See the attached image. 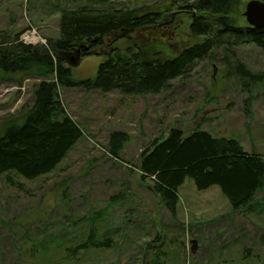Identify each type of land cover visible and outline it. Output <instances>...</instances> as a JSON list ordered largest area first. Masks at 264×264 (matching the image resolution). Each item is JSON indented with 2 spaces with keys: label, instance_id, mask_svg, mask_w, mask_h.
I'll use <instances>...</instances> for the list:
<instances>
[{
  "label": "rangeland",
  "instance_id": "rangeland-1",
  "mask_svg": "<svg viewBox=\"0 0 264 264\" xmlns=\"http://www.w3.org/2000/svg\"><path fill=\"white\" fill-rule=\"evenodd\" d=\"M92 1L0 0V30L20 32L27 44H44L46 37L59 35L60 8ZM247 1L232 6L239 25L247 24ZM109 2L142 8L155 4L156 10H169L172 21L162 36L153 32L151 46L146 45L150 36L142 34L117 39L112 46L120 51L165 58L196 40L189 15L179 8L182 0ZM112 46H102L101 55H84L70 66L72 77H93ZM239 64L248 75L238 70ZM9 75L0 72V134L7 123L21 121L40 81ZM57 95L83 135L49 173L28 180L11 172L23 188L0 175V264H264V185L249 207L233 211L218 186L198 190L186 178L171 214L151 190L152 181L142 180L134 166L151 140L175 127L185 134L198 127L233 137L245 150L264 156V48L252 43L215 48L156 93L58 86ZM114 131L126 135L117 157L109 153ZM91 228L100 240L109 238L110 246L71 257V249Z\"/></svg>",
  "mask_w": 264,
  "mask_h": 264
},
{
  "label": "trees",
  "instance_id": "trees-1",
  "mask_svg": "<svg viewBox=\"0 0 264 264\" xmlns=\"http://www.w3.org/2000/svg\"><path fill=\"white\" fill-rule=\"evenodd\" d=\"M182 1L179 8L189 15L188 27L196 40L176 55L165 58H147L138 50L120 51L112 46L117 39L132 38L134 34L150 36L146 45L151 46L153 32L160 31L158 36L168 32L172 22L169 10H156L155 4L142 8L93 0L90 5L60 8L59 35L46 37L44 44H27L21 40L20 32L10 35L0 30V72L40 78L33 92V102L21 115V121L7 123L0 134V175L5 174L10 185L23 188L21 182L10 176L11 172L32 180L52 171L83 135L79 123L58 98V86L156 93L215 48L245 43L264 48V26L252 27L247 22L239 25L231 14L232 6L243 0ZM108 2L109 5L104 6ZM104 42L107 48L112 46V52L98 64L95 75L74 79L66 63L67 57L87 44L98 48L84 51L82 55H101L104 51L100 47ZM238 70L249 74L240 64ZM125 140V134L112 132L109 153L117 157L120 143ZM116 141L118 144H114ZM134 166L142 180L152 181L151 190L160 196L171 214L176 212L177 190L186 178H190L198 190L218 186L233 211L249 207L264 185L262 154L245 150L236 138L214 136L198 127L187 134L175 127L166 135L154 138L141 151ZM109 246V238L100 240L96 230L91 228L69 255L73 257L81 250Z\"/></svg>",
  "mask_w": 264,
  "mask_h": 264
},
{
  "label": "water",
  "instance_id": "water-1",
  "mask_svg": "<svg viewBox=\"0 0 264 264\" xmlns=\"http://www.w3.org/2000/svg\"><path fill=\"white\" fill-rule=\"evenodd\" d=\"M243 15L249 26L261 27L264 26V1L262 0H248L245 3ZM83 50L89 48V45H84L81 47ZM80 55L77 54L76 57H72L66 60L69 66H75L79 60Z\"/></svg>",
  "mask_w": 264,
  "mask_h": 264
},
{
  "label": "flooded vegetation",
  "instance_id": "flooded-vegetation-1",
  "mask_svg": "<svg viewBox=\"0 0 264 264\" xmlns=\"http://www.w3.org/2000/svg\"><path fill=\"white\" fill-rule=\"evenodd\" d=\"M88 45H89V48L86 49V50H83L82 48H81V49L77 48V49L75 50L74 54H72V55H70V56L67 57V60L70 59L71 56H72V57H76L77 54L80 55L79 59H81V58L84 56V55H82V53H83L84 51H96V49L98 48V46H92L91 44H88ZM103 47H104V48L106 47V43H105V42L103 43ZM100 48H101V47H100Z\"/></svg>",
  "mask_w": 264,
  "mask_h": 264
},
{
  "label": "built area",
  "instance_id": "built-area-1",
  "mask_svg": "<svg viewBox=\"0 0 264 264\" xmlns=\"http://www.w3.org/2000/svg\"><path fill=\"white\" fill-rule=\"evenodd\" d=\"M29 42H31V41H29Z\"/></svg>",
  "mask_w": 264,
  "mask_h": 264
}]
</instances>
